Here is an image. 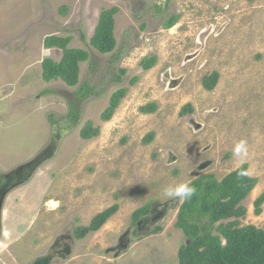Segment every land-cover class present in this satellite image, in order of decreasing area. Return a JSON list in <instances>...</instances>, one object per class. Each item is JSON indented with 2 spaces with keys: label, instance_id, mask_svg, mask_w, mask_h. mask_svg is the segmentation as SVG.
Instances as JSON below:
<instances>
[{
  "label": "rangeland",
  "instance_id": "1",
  "mask_svg": "<svg viewBox=\"0 0 264 264\" xmlns=\"http://www.w3.org/2000/svg\"><path fill=\"white\" fill-rule=\"evenodd\" d=\"M112 7L116 58L89 45L100 11ZM49 36L71 37L68 48L89 54L76 86L43 81L42 61L62 56L44 46ZM152 56L153 67L143 69L140 61ZM213 74L209 91L203 79ZM165 75L178 85L169 89ZM84 83L98 95L80 104L73 124L67 100ZM119 88L125 96L101 120ZM148 105L156 110L139 111ZM185 106L199 131L179 115ZM87 123L99 133L83 140ZM241 141L244 163L234 156ZM44 150L50 157L4 200L0 264H30L59 235L114 205L99 230L73 237L71 256L60 264H178L187 243L174 227L183 201H169L162 190L203 175L220 182L243 164L256 183L240 203L246 213L239 221L262 228L264 202L260 214L254 210L264 195V0H0V176ZM168 152L176 159L171 164ZM145 206L157 212L155 225L139 237L130 233L128 249L115 256L120 237L135 229L133 213Z\"/></svg>",
  "mask_w": 264,
  "mask_h": 264
},
{
  "label": "trees",
  "instance_id": "2",
  "mask_svg": "<svg viewBox=\"0 0 264 264\" xmlns=\"http://www.w3.org/2000/svg\"><path fill=\"white\" fill-rule=\"evenodd\" d=\"M118 8L102 9L89 45L101 55L112 53L116 48L114 37V15ZM176 16H172L164 23L170 28L175 23ZM71 37L49 36L44 39L46 48H57L62 51L61 59L56 62L44 59L41 63V77L43 81H62L67 87H74L79 80V64L89 58V54L82 49L68 48ZM155 56L144 57L140 61L143 69L152 68ZM125 70L114 77V81L121 82ZM217 76L213 74L203 79V87L213 90ZM126 89L119 88L110 97L108 106L102 111L100 118L107 121L125 96ZM98 95L94 88L84 83L68 99L67 118L76 124L80 118L79 106L87 98ZM155 105L142 106L139 111L152 113ZM190 106H185L179 115L192 114ZM98 128L90 123L83 126L79 132L81 139L89 140L97 136ZM150 137H148V140ZM243 173V174H242ZM256 181L246 175V165L240 166L225 176L220 182L213 175H203L193 182L197 194L189 201H183L179 207L174 227L183 232L186 244L180 246L177 252L178 264H264V224L262 228L254 225H241L239 219L245 216L246 210L240 204L251 192ZM264 202V195L255 201V214H260V205ZM117 211V205L104 210L94 216L89 225L74 230L76 239H82L86 234L99 230L103 224ZM151 206H145L133 213V223L149 216ZM161 230L157 227L153 233Z\"/></svg>",
  "mask_w": 264,
  "mask_h": 264
},
{
  "label": "water",
  "instance_id": "3",
  "mask_svg": "<svg viewBox=\"0 0 264 264\" xmlns=\"http://www.w3.org/2000/svg\"><path fill=\"white\" fill-rule=\"evenodd\" d=\"M197 53H194L193 55H189V56H195ZM190 60V58H188ZM186 59V60H188ZM165 78L169 80V85L168 88L169 89H173L178 85L179 80L174 81L172 80L168 75H165ZM183 119L187 120V124L190 125L194 131H199L201 129V125L198 124L195 120L194 117L189 116L188 114L185 116H182ZM167 157H168V161L167 163L171 164L174 161H176L175 156L172 155L171 152L167 153ZM211 164V162H206L203 163L201 165L198 166L197 170L201 171L204 170L206 168L209 167V165ZM153 207H151V211L152 212ZM165 211H166V207H164V210L160 213V215H165ZM156 220V217L153 219V222ZM140 222V221H139ZM155 224L152 223L150 226V229L154 226ZM148 229V230H150ZM129 231L126 232L125 234H123L120 237L119 243L117 245L116 248H113L111 252H114L115 256L119 255V253H121L122 251H125L128 249L129 247V241L125 240V238L128 236ZM74 231L72 230L71 232H64L63 234L59 235L54 243H58V241L60 242V246L58 248H55L54 250H51V246L47 247L39 256H36L30 264H54L55 262L57 264H60L62 262H64L65 260H67L68 258H70L71 253H72V249L74 247ZM136 237H139L138 231L136 233ZM53 243V244H54ZM52 245V244H51Z\"/></svg>",
  "mask_w": 264,
  "mask_h": 264
},
{
  "label": "flooded vegetation",
  "instance_id": "4",
  "mask_svg": "<svg viewBox=\"0 0 264 264\" xmlns=\"http://www.w3.org/2000/svg\"><path fill=\"white\" fill-rule=\"evenodd\" d=\"M49 153H47V151L44 150V152L42 151L40 153L39 156H37L35 159H33L32 161H29L21 166H19L17 169L9 172L8 174H3L0 176V234L2 231V212H3V204H4V200L5 198L15 189H17L18 187H20L21 185H23L25 183V181H27L32 175L33 173L36 171V169L44 162L46 161L50 155H48ZM164 207H168L167 205H164ZM157 212H155L154 210H152V212L149 214V216H145L140 220L136 221L135 224V229L133 231H130V233H135V232H139L142 230H146L148 229V227L151 225V223L153 222V217ZM140 221V222H139ZM128 234V235H129ZM125 240L129 241L128 236L125 238ZM55 241V240H54ZM54 241L52 242V245H48L51 246V250H54L55 248H58L60 246V242L58 241V243H54ZM54 243V244H53Z\"/></svg>",
  "mask_w": 264,
  "mask_h": 264
},
{
  "label": "clouds",
  "instance_id": "5",
  "mask_svg": "<svg viewBox=\"0 0 264 264\" xmlns=\"http://www.w3.org/2000/svg\"><path fill=\"white\" fill-rule=\"evenodd\" d=\"M234 156L240 162L244 163L248 158L246 143L241 141L234 148ZM243 174V173H242ZM197 188L190 182H180L170 184L162 190L165 198L172 202L189 201L197 194Z\"/></svg>",
  "mask_w": 264,
  "mask_h": 264
}]
</instances>
